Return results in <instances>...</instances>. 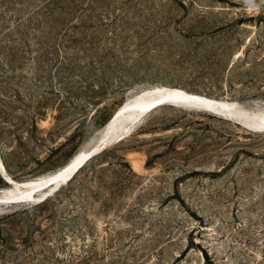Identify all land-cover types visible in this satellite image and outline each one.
Returning a JSON list of instances; mask_svg holds the SVG:
<instances>
[{"label":"rangeland","instance_id":"rangeland-1","mask_svg":"<svg viewBox=\"0 0 264 264\" xmlns=\"http://www.w3.org/2000/svg\"><path fill=\"white\" fill-rule=\"evenodd\" d=\"M158 86L262 111L264 0H0L14 181L91 148ZM225 116L157 107L42 205L0 204V264H264V131Z\"/></svg>","mask_w":264,"mask_h":264},{"label":"bare ground","instance_id":"bare-ground-1","mask_svg":"<svg viewBox=\"0 0 264 264\" xmlns=\"http://www.w3.org/2000/svg\"><path fill=\"white\" fill-rule=\"evenodd\" d=\"M154 91H158V93H153ZM169 96H177L182 99H191L194 102H201L202 104L213 106V108H215L216 110L226 113V116H228V113H230L233 116L237 115L238 116L237 120H239V122L241 123H246L248 125H254L255 127L261 128V130L255 131L245 127L250 131H255V132L264 131V109L258 112L250 113L248 111L249 113H246L247 111L244 112V110L242 111L237 106H235L236 103L234 102L214 99V98L198 95L195 93L186 92L179 88L158 86V87L140 90L138 92L133 93L125 100V102L115 112L112 118L103 127V129L101 130L102 132L100 131L102 133L100 135L101 137L91 148L85 150L81 149L77 151L64 165H62L60 168L54 170L51 173L22 182L16 181L14 182L15 186H10L7 188L0 189V204H10V203L33 204L35 200H39L47 192H49L50 189L58 186L59 184H61L60 185L61 188L62 186L70 182L68 181L66 183L65 182L63 183V181L66 180L77 169V167L80 166V164L84 161V157L91 150L102 149L104 146L108 145L105 144V142L109 138L111 139V138L121 137L125 134L130 133L132 129H134L137 125L140 124V122L149 112H151L157 107L163 105H171L174 107L187 108V109L192 108V109L206 111L212 114L220 115L218 113L205 110L204 108H196V107L193 108V107H188L186 105L177 106L170 102H166L162 105L149 109V106H151L157 100ZM87 161L78 169V171L83 168V166L87 163ZM52 179H56V181L51 185L45 186ZM7 199H10L12 202H4V200Z\"/></svg>","mask_w":264,"mask_h":264},{"label":"water","instance_id":"water-1","mask_svg":"<svg viewBox=\"0 0 264 264\" xmlns=\"http://www.w3.org/2000/svg\"><path fill=\"white\" fill-rule=\"evenodd\" d=\"M153 93H158V91H154ZM166 102H170L172 104H175L177 106H181V105H186L188 107H193V108H204L205 110H208V111H211V112H214V113H218L220 115H225L226 113H223L222 111H219V110H216L215 108H213V106H208L206 104H202L201 102H194L192 101L191 99H182V98H179L177 96H169V97H165V98H162V99H159L157 100L155 103H153L151 106H149V109L150 108H153V107H156V106H159V105H162ZM228 116H231L230 113H228ZM244 127H247L248 129H251V130H261V128L259 127H255L254 125H248L246 123H243L242 124ZM124 136V135H123ZM123 136L121 137H118V138H123ZM119 139V140H120ZM101 151V149H94V150H91L85 157H84V161L80 164L79 167H77V169L66 179L63 181V183L65 182H68L70 180H72L77 172L78 169L87 161V160H91L92 158H94L97 154H99ZM0 173L4 179V181L9 185V186H15L14 185V181L13 179H11V177H9V175L6 173V169L2 163V160L0 158ZM56 181V179H52L50 180L45 186H48V185H51L53 184L54 182ZM60 185L59 184L58 186L50 189L49 192H47L43 197H41L39 200H35L34 203L35 204H40V203H43L44 201H46L49 197H51L54 193H56L59 188H60ZM4 202H12L10 199H7V200H4Z\"/></svg>","mask_w":264,"mask_h":264},{"label":"trees","instance_id":"trees-1","mask_svg":"<svg viewBox=\"0 0 264 264\" xmlns=\"http://www.w3.org/2000/svg\"><path fill=\"white\" fill-rule=\"evenodd\" d=\"M45 202H46V201H44L43 203H45ZM43 203L37 204V205H35V206H37V207H38V206L42 205Z\"/></svg>","mask_w":264,"mask_h":264}]
</instances>
